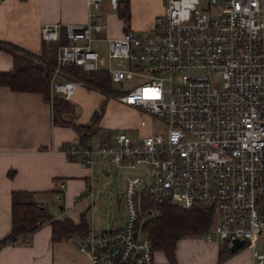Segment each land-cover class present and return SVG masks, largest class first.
I'll return each instance as SVG.
<instances>
[{
  "label": "built area",
  "instance_id": "1",
  "mask_svg": "<svg viewBox=\"0 0 264 264\" xmlns=\"http://www.w3.org/2000/svg\"><path fill=\"white\" fill-rule=\"evenodd\" d=\"M102 1L88 0L86 23L42 25L45 41H67L51 67V98L100 90L69 67L106 72L111 84L103 93L139 109L138 126L80 136L60 150L89 168L145 170L126 176L123 226L96 231L91 224L73 242L92 264H153L155 249L140 225L144 204L149 217L163 202L199 205L215 215L207 240L243 239L254 264H264V249L256 250L264 237V0H165L150 31L119 36L108 32ZM109 4L119 8V0ZM132 76L141 80L127 87ZM88 181L92 197V175Z\"/></svg>",
  "mask_w": 264,
  "mask_h": 264
},
{
  "label": "crops",
  "instance_id": "2",
  "mask_svg": "<svg viewBox=\"0 0 264 264\" xmlns=\"http://www.w3.org/2000/svg\"><path fill=\"white\" fill-rule=\"evenodd\" d=\"M164 3L165 0H119V8L113 9L109 0H103L100 10L108 22L109 34L119 36L128 28L150 31L154 19L164 11ZM89 10L88 0H0V41L56 60L58 42H47L42 38V25L49 22L86 23ZM13 66L12 54L0 49V70H10ZM101 96L96 90L80 88L68 100L76 106L81 97H86L82 108L76 106L75 119L79 124L90 121ZM53 115L52 103L41 92L13 90L0 85V239L11 230L12 192L15 190L37 192V200L47 201L55 218L69 217L79 223L82 214L86 213L93 228L103 230L89 218L93 200L87 196L89 177L93 176V192L96 176L105 173L103 165L97 162L89 168L70 160L60 147L78 139L80 133L71 124L55 121ZM61 182H65V187L61 188ZM58 198L61 200L57 201ZM120 226L113 224L104 229ZM229 246L222 240H207L202 234L182 237L175 248L176 264H227L233 259L231 251L227 250L228 255L222 260L220 252ZM239 250L235 252L241 254ZM241 262L254 264L252 253ZM0 264L92 262L89 254L78 249L71 237L53 240L52 225L45 223L30 234L28 243L20 240L0 247ZM153 264L172 263L163 250L155 249Z\"/></svg>",
  "mask_w": 264,
  "mask_h": 264
},
{
  "label": "trees",
  "instance_id": "3",
  "mask_svg": "<svg viewBox=\"0 0 264 264\" xmlns=\"http://www.w3.org/2000/svg\"><path fill=\"white\" fill-rule=\"evenodd\" d=\"M65 41L66 38H63L58 45ZM0 49L10 52L14 61L12 69L0 70V85H7L13 90L41 92L52 103L55 121L71 124L79 131L82 139L96 134L97 131L92 130L94 122L79 124L67 118L68 111H73L67 99L51 98V67L55 63L54 59L7 41H0ZM15 51H19L20 54ZM69 68L102 92L110 88L111 83L106 72H82L75 67ZM9 174H12V171ZM36 194L37 192L28 190L12 192L11 230L8 235L0 239V247L20 241L23 236L32 234L45 223L52 225L53 240L85 235L89 232L91 224L86 213L82 214L79 223H75L69 217L55 218L50 212L48 203L38 201ZM160 205L159 212L144 222V228L154 249L163 250L170 262L176 264L177 241L185 236L204 233L215 220L214 211L199 205L190 208L179 207L170 202H163ZM226 254L225 247L220 252V260L224 259Z\"/></svg>",
  "mask_w": 264,
  "mask_h": 264
},
{
  "label": "rangeland",
  "instance_id": "4",
  "mask_svg": "<svg viewBox=\"0 0 264 264\" xmlns=\"http://www.w3.org/2000/svg\"><path fill=\"white\" fill-rule=\"evenodd\" d=\"M205 1V0H204ZM113 29V28H112ZM16 53L20 54L19 51H15ZM195 72H200L201 70H194ZM139 76H132L131 80L127 83V87H131L138 82H140ZM116 88H119L117 84H115ZM85 89V88H84ZM101 90V89H100ZM100 90H96L99 92V94H102L101 100L98 107H95L94 109L98 108L100 110V114L96 121L94 122V127L92 130H96V135L98 136H106L111 133L112 131H115L116 129H127L128 132H133L132 128H135L138 126L139 121V109L134 107H128L119 101L112 98L111 93H103ZM51 92V88H50ZM105 95V96H104ZM86 97H81V99L76 102L77 107L83 106V99ZM70 103L71 108L73 111H68L67 118L69 120H74L76 123L77 120L75 119L77 117L78 111L76 106L71 102ZM93 109V110H94ZM81 118H83L81 116ZM87 123H90V121H87ZM100 126H98V125ZM98 169V165L95 167V170ZM103 170V169H102ZM101 170V172H103ZM105 173H103L100 176H96V183L94 188V195L93 197H90L92 201V210L89 211V218H93L94 221L97 223L98 227H101L99 229H104L107 226H113L114 225H122L124 222L125 217V203L123 200L122 192L125 188V180H126V174L127 175H133L138 174L145 170L144 166H139L135 169H129V168H117L113 164H107L104 167ZM150 206V204L146 203L144 204L142 208V217H141V228L146 232L147 231L144 228V222L149 219L152 216L145 215L144 211ZM161 206V205H160ZM158 207L154 211L155 213H158ZM54 210H57V207L54 206ZM215 219V218H214ZM203 235V233H202ZM264 249V237L259 238L256 250L262 251ZM229 250V248H227ZM239 251H242L241 254H238L236 252H231V258H228L227 260H230L227 262V264H243L241 262L242 258L248 256L252 253L251 247L245 245L240 248ZM236 253V254H235Z\"/></svg>",
  "mask_w": 264,
  "mask_h": 264
},
{
  "label": "water",
  "instance_id": "5",
  "mask_svg": "<svg viewBox=\"0 0 264 264\" xmlns=\"http://www.w3.org/2000/svg\"><path fill=\"white\" fill-rule=\"evenodd\" d=\"M100 114V110L98 108L94 109L91 117H90V122L93 123L96 121ZM62 207V206H61ZM245 246V242L243 239L236 238L233 243L229 246V250L231 252H235L236 250L240 249L241 247ZM114 249V248H113Z\"/></svg>",
  "mask_w": 264,
  "mask_h": 264
}]
</instances>
